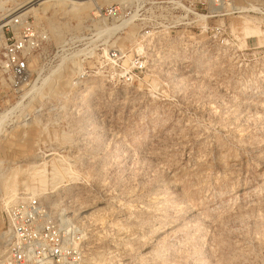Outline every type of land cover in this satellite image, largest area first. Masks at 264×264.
<instances>
[{"label": "rangeland", "instance_id": "rangeland-1", "mask_svg": "<svg viewBox=\"0 0 264 264\" xmlns=\"http://www.w3.org/2000/svg\"><path fill=\"white\" fill-rule=\"evenodd\" d=\"M22 1L0 0V16ZM187 1L95 0L138 19L99 27L93 6L82 8L81 23L66 7L51 10L46 18L64 28L58 39L30 18L48 42L32 56L27 87L0 82V226L13 205L2 185L15 176L18 202L35 184L32 164L45 163L39 201L78 223L97 258L264 264V44L242 45L244 26L264 31V0H232L217 19L191 17ZM169 23L143 39L151 25ZM97 38L106 53L141 56L146 70L123 84L96 56ZM85 47L94 54L87 61L77 55ZM83 70L88 78L76 80ZM53 166L74 175L53 183Z\"/></svg>", "mask_w": 264, "mask_h": 264}, {"label": "built area", "instance_id": "built-area-1", "mask_svg": "<svg viewBox=\"0 0 264 264\" xmlns=\"http://www.w3.org/2000/svg\"><path fill=\"white\" fill-rule=\"evenodd\" d=\"M187 3L192 10L188 15L197 19L203 11L208 15L206 19H217L227 17L232 10V0H188ZM151 5L161 8L165 3L156 1ZM125 11L121 4L98 9L93 14L92 27L108 21L115 25L138 21L137 15ZM177 12L184 13L185 10L179 7ZM171 27L170 23L151 25L150 31L142 37L153 39L157 34L154 30L168 31ZM3 29L0 82L8 84L16 92L31 83L32 56L46 45L48 35L36 28L29 17L16 16ZM93 43L96 56L101 52V57L109 62L112 70L119 72L123 84L134 83L135 78L146 70L141 56H127L126 52L115 49L106 53L102 49L101 38ZM88 49L85 47L79 51L78 57L84 61L93 58L94 54ZM126 58L129 59L125 64ZM87 78L84 70L76 76L79 81ZM85 242L86 234L78 223L65 216H56L39 199L25 195L4 213L0 226V264H87Z\"/></svg>", "mask_w": 264, "mask_h": 264}, {"label": "bare ground", "instance_id": "bare-ground-1", "mask_svg": "<svg viewBox=\"0 0 264 264\" xmlns=\"http://www.w3.org/2000/svg\"><path fill=\"white\" fill-rule=\"evenodd\" d=\"M92 6L94 7V10L98 9V6L95 4V0H86V2H85V0H80V2H75V1H70V0H23L19 5H17V9L15 11H13V13H11L9 15H5V17L0 16V41L2 39V36H1L2 30H3L5 25H7L11 22V20L10 21H8V20L13 15H17V16H21V17H29V18H33L37 21L45 20L47 25H48V30H49V33L51 34V36L54 39H58V38H60L62 29H64L63 24L62 23L59 24V23H57L51 19H47L46 16H47L48 11L52 10L53 12H55L57 9L61 10V9L66 7L67 9H70L69 13L73 14L74 18L76 17V19H78V21H80L82 18L81 17L82 8L85 7L86 10H90L92 8ZM3 22H6V23L2 24ZM80 23H81V21H80ZM80 23L77 25V27L79 25H81ZM255 23H257V22H255ZM249 24H251V23H249ZM64 25L66 26V24H64ZM251 25L252 26L246 25L243 28L242 45H246L247 40L257 39L259 44L262 46L264 44V31H262L260 29L259 23H257L256 25L253 23ZM4 121H5V118L0 117V128H2L4 126V124H5ZM40 165H42L41 167H43V166L45 167L46 164L45 163L44 164H38V165L36 163L32 164V169L34 170L33 180H34L35 184L32 187L30 186L31 188L26 189V191L29 193L28 194L29 196L35 197L37 199L46 195L45 194L46 187L44 189L45 182H46L45 170L38 171L37 168ZM52 171H53V173H51L52 174L51 180L53 183L57 182L58 180H61L62 177H64V176H62V174H69V175L73 174V173L70 174L69 169H59V167L57 168L55 166L52 167ZM10 178H8L5 185H2V187H3L2 190H3L4 194L6 195V201L4 203L6 205V207H9L11 204H15L16 201L18 200L17 199V193H16V184L14 181L15 176L13 175V177L11 179ZM37 185L40 186V189L37 188L38 187ZM53 187H55V186H53ZM84 249H88V254H86L87 264H115V260H113L111 257H110L111 259L106 261V260H103L101 258H97V257L93 256L89 252L90 249L88 247H84Z\"/></svg>", "mask_w": 264, "mask_h": 264}]
</instances>
